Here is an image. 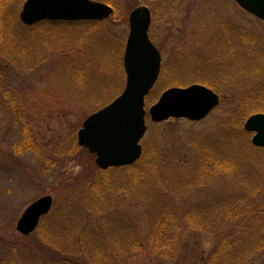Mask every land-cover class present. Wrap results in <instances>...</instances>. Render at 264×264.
Returning a JSON list of instances; mask_svg holds the SVG:
<instances>
[{
  "label": "rangeland",
  "instance_id": "rangeland-1",
  "mask_svg": "<svg viewBox=\"0 0 264 264\" xmlns=\"http://www.w3.org/2000/svg\"><path fill=\"white\" fill-rule=\"evenodd\" d=\"M24 1L1 0L0 10V79L10 95L18 96L23 110L18 115L25 116V120L16 117V110L0 92V264L43 262L40 233L22 235L16 222L30 203L44 195L52 197V215L60 218L51 221L50 235L65 238L78 221L85 225L97 221L79 237L86 236L91 248L111 251L114 238L123 243L129 235V221L135 222L141 238L150 232L145 207L128 197H114L116 187L131 177L128 170L104 172L95 163V155L77 143L83 121L124 89L128 15L140 4L151 11L149 35L162 53L160 75L147 96L146 108L167 88L194 83L212 88L220 98L199 121L154 122L146 116L143 152L146 148L151 156L159 148L165 161L156 176L158 183L144 181L143 187L156 184V197L163 195L160 188L167 187L166 181L189 184L197 169L207 165L210 175L204 184L179 187L175 192L168 189L179 217L203 200L220 196L215 200L221 202L222 195L240 191V183L248 186L249 180L243 181L248 175H257L264 189V150L253 148L252 133L244 129L250 115L264 113L263 20L235 0H95L114 9L98 24L94 20L44 21L28 26L19 18ZM23 137L31 138L35 148L15 153L14 145H21ZM228 160L238 163L233 176L226 175ZM252 200L262 205L264 216V194ZM97 206H106L100 216L91 211ZM180 235L177 259L145 256L136 264H192L202 260L213 243V235L203 231L183 228ZM247 264H264V253Z\"/></svg>",
  "mask_w": 264,
  "mask_h": 264
},
{
  "label": "trees",
  "instance_id": "trees-1",
  "mask_svg": "<svg viewBox=\"0 0 264 264\" xmlns=\"http://www.w3.org/2000/svg\"><path fill=\"white\" fill-rule=\"evenodd\" d=\"M4 1V3L9 4V0ZM1 5L0 0V10L2 11L3 5ZM99 22L94 21L92 23L98 24ZM35 25L38 26L39 23ZM0 82V92L6 98V102L13 107V110H16L14 111L16 112V117L25 120L23 114L18 115V113L23 112L18 96L15 94L10 95V91L5 88L1 79ZM11 103L19 105L20 108L14 107ZM24 126L27 127L26 125ZM251 145L250 147L253 146ZM34 148L32 139L23 137L21 145H14V152L22 153L24 149L33 150ZM253 148L264 150L262 147L253 146ZM211 153L209 159L214 155V151ZM164 161L165 157L161 149L155 148L153 155L150 156L147 155L146 148H144L142 157L134 164L111 168L114 170L123 168L128 170L127 173L129 175L131 174L128 182L116 187L114 197H128L137 206L145 207L146 217L150 219L147 221L150 232H148L144 239L139 236L135 222L129 221V227L127 226L126 229V231H129V235L124 238L123 243L121 240L114 238L111 251H103L104 248L102 246L91 248L86 242L87 237H79V235H83L88 226L97 224V221L85 225L83 224L85 221L82 220L81 222L80 220L76 228L72 232L67 233V236L63 238V236L57 234L50 235L51 231L48 229L52 225L51 221L60 219L59 217H54L51 211L41 219L36 229V233H40L43 240L42 243H44L42 244L43 248H41V251L45 257L41 264H54V261L57 260L63 261V264H136L138 260L145 256L162 260H175L179 255V247L181 245L179 238L183 228L203 231L213 235V243L206 256L202 260L192 264H247L264 253V216L262 215V205L256 206L252 200L253 197L264 194L261 179H258L257 175L253 178H250L248 175L249 179H243V181L249 180L248 186L244 185L247 182L242 186H240V183L238 187L241 188L240 191L222 195L223 201L216 202L215 199L220 196L214 197L211 200H203L187 209L183 216L179 217L175 207L177 204L168 199V189L175 192L179 187L202 185L206 179H209V167L203 165L201 168H198L196 178L192 179L189 184L185 183L183 186L176 185L174 181H169V183L166 181L167 187L160 188L163 195L158 194L156 197V192L158 191L155 188L156 184L152 188L143 187L145 186L144 181L149 180L150 183L151 181L158 183L159 180H157L156 176L159 173L161 163L163 164ZM225 165L229 170L226 175L233 176L237 173V162L228 160ZM215 166L217 165L213 163L211 167L213 171H216ZM104 175L107 176V174ZM151 196H154L156 199H149ZM105 207L97 206L91 210L92 214L97 213L100 216V211L102 210L103 212ZM49 216L53 218L48 220ZM80 223L83 225V229L77 235V227L80 228ZM76 235L78 238L76 239V243L73 244L71 241L77 237ZM118 242L122 243V245H118ZM119 246L122 248L129 246L130 248L127 250Z\"/></svg>",
  "mask_w": 264,
  "mask_h": 264
},
{
  "label": "water",
  "instance_id": "water-1",
  "mask_svg": "<svg viewBox=\"0 0 264 264\" xmlns=\"http://www.w3.org/2000/svg\"><path fill=\"white\" fill-rule=\"evenodd\" d=\"M247 12L264 20V0H236ZM112 6L95 0H25L20 20L32 25L42 20H103L113 14ZM129 32L126 39L123 67L126 76L122 92L108 104L92 112L77 131V143L95 154L101 169L133 164L142 155L141 139L146 133L145 98L158 79L161 54L149 37L151 12L143 4L128 15ZM219 103V96L202 84L170 87L153 103L148 114L152 121L205 118ZM244 129L252 132L254 146L264 147V113L250 115ZM50 195L30 203L16 223L22 235H28L40 218L51 209Z\"/></svg>",
  "mask_w": 264,
  "mask_h": 264
},
{
  "label": "flooded vegetation",
  "instance_id": "flooded-vegetation-1",
  "mask_svg": "<svg viewBox=\"0 0 264 264\" xmlns=\"http://www.w3.org/2000/svg\"><path fill=\"white\" fill-rule=\"evenodd\" d=\"M160 50V49H159ZM161 52V51H160ZM161 56H162V53H161Z\"/></svg>",
  "mask_w": 264,
  "mask_h": 264
}]
</instances>
